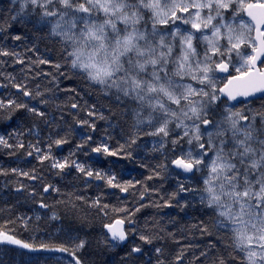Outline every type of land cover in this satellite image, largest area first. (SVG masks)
Wrapping results in <instances>:
<instances>
[{"label": "snow or ice", "instance_id": "obj_1", "mask_svg": "<svg viewBox=\"0 0 264 264\" xmlns=\"http://www.w3.org/2000/svg\"><path fill=\"white\" fill-rule=\"evenodd\" d=\"M0 264H264V0L0 2Z\"/></svg>", "mask_w": 264, "mask_h": 264}, {"label": "trees", "instance_id": "obj_2", "mask_svg": "<svg viewBox=\"0 0 264 264\" xmlns=\"http://www.w3.org/2000/svg\"><path fill=\"white\" fill-rule=\"evenodd\" d=\"M0 2H3V0H0ZM128 167H129V169H132L134 166L129 164Z\"/></svg>", "mask_w": 264, "mask_h": 264}]
</instances>
